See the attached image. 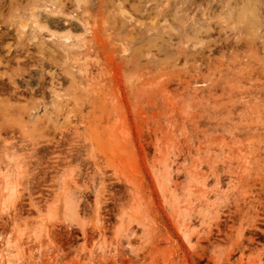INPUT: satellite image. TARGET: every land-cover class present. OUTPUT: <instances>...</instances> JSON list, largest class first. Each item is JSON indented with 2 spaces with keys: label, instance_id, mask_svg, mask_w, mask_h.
<instances>
[{
  "label": "rangeland",
  "instance_id": "374dc122",
  "mask_svg": "<svg viewBox=\"0 0 264 264\" xmlns=\"http://www.w3.org/2000/svg\"><path fill=\"white\" fill-rule=\"evenodd\" d=\"M0 59V264H264V0H0Z\"/></svg>",
  "mask_w": 264,
  "mask_h": 264
},
{
  "label": "bare ground",
  "instance_id": "6f19581e",
  "mask_svg": "<svg viewBox=\"0 0 264 264\" xmlns=\"http://www.w3.org/2000/svg\"><path fill=\"white\" fill-rule=\"evenodd\" d=\"M120 1V0H119ZM6 32V31H5ZM7 35V34H6ZM17 35H18V37H20V33L17 31ZM3 36V35H2ZM16 36V35H15ZM27 36H29V35H27ZM35 36H31V39L32 38H34ZM27 43V42H26ZM30 44V43H29ZM1 59H0V63H1ZM5 181V184H4V188L5 189H7L8 188V184H7V182H6V180H4ZM172 200H174V199H172ZM4 202H2V204H3ZM66 204H68V200L66 201ZM69 208V211H68V213L66 214L67 216H72L71 215V210H70V207H68ZM120 217V216H119ZM183 235H184V238L185 239H187L188 238V233L186 232V231H183ZM5 249H6V251H7V253L6 254H3L2 256H3V258H4V260H7V262L8 263H11V264H13V263H15V262H17L18 261V259H19V254L16 252V249L12 246V244H11V241L10 240H8L7 242H6V245H5Z\"/></svg>",
  "mask_w": 264,
  "mask_h": 264
}]
</instances>
